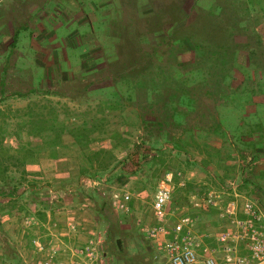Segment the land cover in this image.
I'll use <instances>...</instances> for the list:
<instances>
[{
	"label": "rangeland",
	"instance_id": "obj_1",
	"mask_svg": "<svg viewBox=\"0 0 264 264\" xmlns=\"http://www.w3.org/2000/svg\"><path fill=\"white\" fill-rule=\"evenodd\" d=\"M127 73L141 85L128 90ZM21 144L36 156L13 166ZM1 154L0 264L33 261L32 238L50 230L86 239L91 226L61 225L70 215L105 231L103 263L168 264L140 231L167 170L181 182L169 208L196 211L198 233L222 222L191 194L264 208V0H0ZM117 189L129 213L111 206Z\"/></svg>",
	"mask_w": 264,
	"mask_h": 264
},
{
	"label": "built area",
	"instance_id": "obj_2",
	"mask_svg": "<svg viewBox=\"0 0 264 264\" xmlns=\"http://www.w3.org/2000/svg\"><path fill=\"white\" fill-rule=\"evenodd\" d=\"M178 185L181 182L176 183L171 170L158 178L151 204L154 221L140 227L144 237L163 254L168 264H264V208L259 197L230 198L220 205V195L214 191L208 192L203 201L197 194H191L188 203L192 208L197 209L202 203L218 208L222 222L221 229L214 233H198L196 211H184V204L174 210L169 208L171 195ZM235 186L231 184L232 188ZM108 199L113 208L124 213L131 211L129 191L110 190ZM75 218L76 215H70L61 225L74 233L91 226L86 239L66 244L51 230L46 233L47 238L33 237V261L28 264H105L102 262L105 231L98 229L94 218ZM55 225L60 224L53 222Z\"/></svg>",
	"mask_w": 264,
	"mask_h": 264
},
{
	"label": "trees",
	"instance_id": "obj_3",
	"mask_svg": "<svg viewBox=\"0 0 264 264\" xmlns=\"http://www.w3.org/2000/svg\"><path fill=\"white\" fill-rule=\"evenodd\" d=\"M14 35L15 34H13V36ZM14 39L15 38H12V41H11L12 43L15 41ZM122 80L125 82L124 84H125L126 87L129 86V87H127L128 90H133L135 87H139L141 85V83L143 82L140 78H137V77L134 78L132 76L129 77L128 73H127V75H123L122 76ZM44 93L58 94V92H44ZM16 94L19 95V96H26L27 95L26 92H16ZM129 95H131V94H129ZM185 108L186 107H184V110L180 109V108L178 110L177 106H171V109H170L171 113H170L169 116L172 117V118H178V116L177 117L175 116V112L176 111H178V112L182 111L181 114L184 115V114H186L189 111L188 109H185ZM183 115H181V116H183ZM181 116H179V117H181ZM34 121L37 123L36 127H38V129L36 131H40L41 132V131H43L46 128V127L42 128L39 125V123H38V121L36 119ZM146 124H147V122H146ZM52 127L53 126L51 124L48 129L51 130ZM59 138H60V132L59 133H55V136H53L52 138H50L48 140L46 139L41 144V147H44V148L53 147L55 144L60 143V139ZM170 144H171L172 148L177 150L178 153H180V154L184 153V148L181 146V139H179V138L177 140L174 139V141H170ZM2 149L4 150V148H2ZM2 149H1V151H3ZM19 151H21L20 156H18V155L14 156V161L11 160V163H12L13 166L24 165L25 163L29 162L28 159H29L30 156L32 158H35V156H36V150L33 151L31 146H29L27 144H21L19 146V148L17 147V152H19ZM8 157L9 156H7V157L4 156V154L0 155V167H1L0 173H1V175H3L6 172V170H7L8 164H6V162L11 159V157H9V158ZM187 159L190 160L189 157ZM93 175L97 176V174L96 175L93 174ZM0 177H1L0 179H2V181H3L4 177L3 176H0ZM105 180H107V177L105 178Z\"/></svg>",
	"mask_w": 264,
	"mask_h": 264
},
{
	"label": "crops",
	"instance_id": "obj_4",
	"mask_svg": "<svg viewBox=\"0 0 264 264\" xmlns=\"http://www.w3.org/2000/svg\"><path fill=\"white\" fill-rule=\"evenodd\" d=\"M46 27H47V26H44V25H43V26H41V29H43V30L46 29V30H47ZM54 27H55V26H54ZM54 27H53V28H54ZM55 28H56V27H55ZM55 28H54V29H55ZM47 31L50 32V30H47ZM181 204H182V201H181L180 203H178V205H181ZM45 235H47V234H45ZM77 239H83L82 235H81V237H78V236H77ZM84 239H85V238H84ZM66 244H69V243L66 242Z\"/></svg>",
	"mask_w": 264,
	"mask_h": 264
}]
</instances>
